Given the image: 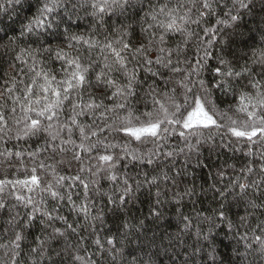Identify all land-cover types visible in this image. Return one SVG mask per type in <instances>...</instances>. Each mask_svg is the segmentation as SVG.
Listing matches in <instances>:
<instances>
[{
    "label": "snow or ice",
    "instance_id": "1",
    "mask_svg": "<svg viewBox=\"0 0 264 264\" xmlns=\"http://www.w3.org/2000/svg\"><path fill=\"white\" fill-rule=\"evenodd\" d=\"M257 9L3 0L0 264H264Z\"/></svg>",
    "mask_w": 264,
    "mask_h": 264
},
{
    "label": "trees",
    "instance_id": "2",
    "mask_svg": "<svg viewBox=\"0 0 264 264\" xmlns=\"http://www.w3.org/2000/svg\"><path fill=\"white\" fill-rule=\"evenodd\" d=\"M0 3H3V0H0ZM261 15H264V13H261L259 9H257V13H254V14H251V15H248L244 18V21L242 22L243 23V29L242 30H245V29H248V28H253V29H258V26L260 25L261 23V20H260V16ZM13 18H18L15 14H13ZM0 20H5L7 21L8 20V15L2 11H0ZM228 155H231V153H228ZM237 155H239V153H237ZM227 157H221L220 160L216 161L217 163H222L224 159H226ZM213 160H215V157H213ZM198 171V170H196ZM205 172H207L208 170L205 169L204 170ZM186 179H191V177H188ZM198 183H202L203 181L200 180V181H197ZM203 199H205V204L204 205H197V207H207V200L210 199V197H202ZM141 199L144 200V203L142 205H140V209L139 211H136L134 210V215H140L141 213L143 214H147V210H148V200L145 198V197H141ZM185 213L187 214L188 212V209H184ZM236 210L233 209V212H235ZM242 214V213H241ZM167 219L169 221H171L173 223V227L169 229L170 232H176L177 231V228L175 227V224H176V213L170 208L167 212ZM182 227V225H181ZM33 231L36 232L37 235H39V231L38 229H34ZM194 233H195V228H193L192 230V236L191 238L189 237H185V239L188 241V243H192V240L195 239V236H194ZM232 240V237L231 235L229 236H225L224 232H220L219 235L217 236V243H216V247L218 249V252L221 253L222 255H232V251H231V242ZM134 246V245H133ZM227 246V247H226ZM198 264H200V262L198 261Z\"/></svg>",
    "mask_w": 264,
    "mask_h": 264
}]
</instances>
